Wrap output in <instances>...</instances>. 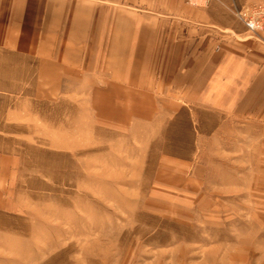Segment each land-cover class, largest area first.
Returning a JSON list of instances; mask_svg holds the SVG:
<instances>
[{
  "label": "rangeland",
  "instance_id": "1",
  "mask_svg": "<svg viewBox=\"0 0 264 264\" xmlns=\"http://www.w3.org/2000/svg\"><path fill=\"white\" fill-rule=\"evenodd\" d=\"M4 74L0 232L29 264H264V124L214 136L164 94L96 77L37 101Z\"/></svg>",
  "mask_w": 264,
  "mask_h": 264
},
{
  "label": "crops",
  "instance_id": "2",
  "mask_svg": "<svg viewBox=\"0 0 264 264\" xmlns=\"http://www.w3.org/2000/svg\"><path fill=\"white\" fill-rule=\"evenodd\" d=\"M253 3L264 0H0V70L34 80L31 93L5 92L39 101L99 77L212 114L214 136L262 125L264 48L236 17ZM12 235L0 232V264H29ZM168 264L183 262L175 253Z\"/></svg>",
  "mask_w": 264,
  "mask_h": 264
},
{
  "label": "built area",
  "instance_id": "3",
  "mask_svg": "<svg viewBox=\"0 0 264 264\" xmlns=\"http://www.w3.org/2000/svg\"><path fill=\"white\" fill-rule=\"evenodd\" d=\"M192 6H198L199 1L208 0H185ZM236 17L243 25L246 32L264 48V5L255 4L236 13Z\"/></svg>",
  "mask_w": 264,
  "mask_h": 264
}]
</instances>
